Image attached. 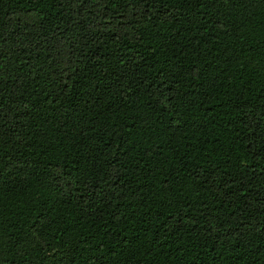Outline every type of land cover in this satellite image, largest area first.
<instances>
[{
    "label": "trees",
    "instance_id": "obj_1",
    "mask_svg": "<svg viewBox=\"0 0 264 264\" xmlns=\"http://www.w3.org/2000/svg\"><path fill=\"white\" fill-rule=\"evenodd\" d=\"M0 264H264V0H0Z\"/></svg>",
    "mask_w": 264,
    "mask_h": 264
}]
</instances>
